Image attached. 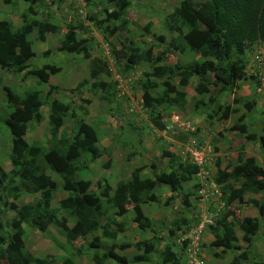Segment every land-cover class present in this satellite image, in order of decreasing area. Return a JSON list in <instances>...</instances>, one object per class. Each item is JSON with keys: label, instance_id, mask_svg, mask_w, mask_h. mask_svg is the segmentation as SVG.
I'll return each instance as SVG.
<instances>
[{"label": "rangeland", "instance_id": "rangeland-1", "mask_svg": "<svg viewBox=\"0 0 264 264\" xmlns=\"http://www.w3.org/2000/svg\"><path fill=\"white\" fill-rule=\"evenodd\" d=\"M181 1L128 0L129 6L122 13L121 21L107 17L104 10L109 9L108 13H112L113 9L109 8L106 0H38L34 4L30 3L31 0L27 3L18 0L17 4L21 9L19 6L7 9L14 13L25 12L30 22L50 20L55 25L57 23L55 35H48L47 43L49 48L56 46V53H60L51 65L59 66L62 71L48 84L38 85L34 79H28L30 83L21 80L7 84L9 89L6 93L37 91L43 102L40 108L43 117L24 135L27 144H35L44 151L50 147L49 144L59 147L58 140L63 132L76 130L82 123L89 124L97 134L96 146L102 153L93 162L90 161L89 155L82 154L80 160L87 168L77 173V177L89 184L87 188L90 192H97L98 195L102 194L103 190L114 191L115 186L119 182L128 181L137 168L142 169V178L152 177L153 174L149 170L151 163L156 166L157 172H169L173 167L169 166L168 158L162 156L164 151L173 154L177 164H186L192 161L190 151L199 150L203 152L206 164L205 174L197 178L192 177L183 183V194H172L169 188L161 187L153 192L155 203L141 205L130 200L126 207L127 214L121 218L116 217L115 210L100 197L103 206V216L100 220L102 224L108 223L109 229L118 233L115 240L103 237L101 231H98L91 237L79 238L69 243L57 226L51 227L42 237L31 227L28 220H24L22 228L26 254L33 258L45 259L49 264H62L67 259L71 260L72 264H96L94 256L99 259L112 246L129 244L126 249L115 251L121 256L124 255L126 263L139 264L140 256L133 246L135 243L154 240L155 252L152 258L157 257L156 253L166 246H172V249L175 247L176 251L178 247V252H182L179 245L187 241L183 244V249L191 246L192 238L189 236L194 235L186 232L203 225V232L196 239L198 247H193L198 249L193 253L205 249V258L210 255V262L207 264H228L236 260L246 248L237 223L243 218H259L260 223L264 224V214L260 217L250 204L252 200H263L264 191L256 193L253 186L237 178H230L222 185L216 184L220 173L232 172L239 160H244L246 156H253L264 170V158L259 146L246 140V135L264 137V44L250 46L241 57H237V61L246 64V69L239 77L237 86L228 92L219 93L218 88L212 85L208 94L198 95L195 88L199 81L193 77L188 79L186 87H181L179 84L184 76L177 74L179 64L192 68L207 62L213 68L206 74L211 80L216 69H224L226 66L225 62L218 59L216 53H209L208 49L194 52L184 47L183 52L169 51V44L174 39L179 40V34L170 29L168 15ZM191 1L202 3L207 0ZM70 35H73L76 44H79L75 53L66 50L71 45V42L66 40ZM160 35L165 38L163 44L157 40ZM31 36L35 39V33ZM28 39L30 40L29 36ZM60 48L63 51H60ZM148 49L150 62L140 61L135 67L129 65L127 57L114 58V52H132L141 56L148 52ZM257 54L261 57V64L255 59ZM93 59L100 60V66L105 71L97 80L89 77L90 61ZM155 67L165 70L164 77L153 75ZM255 73L257 76H253ZM5 76L3 80L6 83L12 76ZM241 80L249 83V86L244 88L239 85ZM143 86L147 87L154 101L162 100L149 110L142 106L145 90ZM50 87L55 90L48 95ZM168 87H174L178 92L185 94L182 109L168 107L164 102L163 97ZM71 97L75 102L73 117H65L64 126L59 133L56 136L51 135L48 124L49 103L52 99H57L68 104ZM85 100L87 104L83 102ZM3 107L8 108V103H4ZM227 107L231 112L229 118L219 121ZM209 114L212 117H209ZM173 116H177L179 120L175 121L173 118L171 121ZM236 126L239 129H234ZM241 128L243 130H240ZM10 149V135L0 122V166L7 172L10 170ZM200 156L202 157V154ZM52 178L58 185L52 197L51 207L57 218L65 220L70 228L75 222L74 218L59 207L60 201L67 195L62 191L59 176L53 174ZM4 184L19 190V198L16 200L10 198L6 201L5 194L0 195V222L4 232L12 233L10 221L16 217V213L11 211L8 205L13 203L19 207L34 206L39 200V194L34 192L32 186L18 179L6 180ZM237 191L242 192L243 203L235 201L227 205L228 198ZM184 195H188L190 201L192 200L191 207L187 210L190 213L189 228L180 227L172 231L174 213L182 209ZM203 196L204 202L201 201ZM228 212L233 213L228 220L238 233L239 241L235 246H239L240 250L235 254L222 255L221 258L212 257L215 249L210 247L214 240L210 228L215 226L218 218ZM136 216H139L138 221L134 219ZM141 223L150 225L141 229ZM263 238L262 225L252 249L256 261L264 260ZM95 239V247L90 248ZM78 248L85 253L79 254ZM219 252L220 250L217 251ZM184 254L185 257H180L181 264H186L189 259L186 250ZM1 263L3 264V261ZM103 264L116 263L107 260Z\"/></svg>", "mask_w": 264, "mask_h": 264}, {"label": "trees", "instance_id": "trees-1", "mask_svg": "<svg viewBox=\"0 0 264 264\" xmlns=\"http://www.w3.org/2000/svg\"><path fill=\"white\" fill-rule=\"evenodd\" d=\"M18 0H3V3L13 8L17 6ZM20 1V0H19ZM27 3L30 0H22ZM38 0H31V4L37 3ZM109 8L105 9L107 17L111 20L121 21L125 9L128 6L127 0H106ZM7 11V12H6ZM3 12L0 20V93L4 96L5 88L3 80L6 74H10L9 80L17 81L14 77L16 73H22L30 65L33 58L31 52V42L28 36L35 33L39 41L44 42L48 35L56 30L51 28L46 22H36L28 20L26 13L23 11ZM24 13V14H23ZM19 17L21 25L17 29L11 18ZM168 21L171 24L170 29L177 31L179 40L174 39L169 44V51L183 52L184 47L194 52L206 51L216 53L218 59L226 63L224 69H216L213 80L208 79L206 74L213 68L209 63L204 62L200 66L186 68L182 65L177 66V74L184 76L180 81L181 87L187 86L189 78H197L199 83L195 88L198 95L209 93V87L215 86L219 93L228 92L237 85V79L244 74L246 64L237 61L243 53L256 44H264V0H207L202 3H195L191 0H182L169 15ZM98 25H101L98 23ZM144 29V28H143ZM145 30V29H144ZM116 30H114L115 32ZM66 40L71 45L66 49L69 53H75L78 45L73 35L67 36ZM157 40L163 44L165 38L158 36ZM141 56L134 53L114 52V58L127 57L131 67H135L140 61L150 62V49ZM60 51L63 49L60 48ZM66 52V51H65ZM101 61L93 59L90 61L89 77L97 80L105 73L100 66ZM164 69L154 68L156 77H164ZM60 72L59 68L54 66H43L41 69L35 68L25 73V76H32L37 84H48L49 78ZM166 86L167 83L163 82ZM154 85V84H152ZM259 85V84H257ZM259 87V86H258ZM142 95V106L151 109L153 105L159 104L162 100L154 101L149 94L147 87ZM8 90V88H7ZM55 88L50 87L51 95ZM52 91V92H51ZM74 93H76L74 91ZM73 93V94H74ZM7 103L9 105L7 115H0V122L6 128L11 137V149L9 152L10 170L4 171L0 166V195L5 194L6 201L19 198L17 188L6 187L4 181L18 179L25 184L32 186L34 192L39 194V200L34 206L25 205L17 206L13 203L7 204L11 211L16 213V217L10 221L12 233H6L0 222V264H49L47 260L33 258L24 251L23 228L24 220H28L31 227L36 229L40 236L44 235L53 226H57L63 233L64 238L69 242H75L79 238L93 236L94 233L101 231V235L107 239L115 240L117 232L109 229V224L101 222L103 216V206L101 198L105 199L106 204L115 210V215L121 218L127 214V205L130 200L136 204L147 205L156 202L154 190L161 187L170 189L172 194H183V183L189 181L197 175L198 167L190 163L177 164L176 157L167 151L162 153L164 158H168L169 166L173 167L169 172H157L154 164H149V170L152 177L142 178L141 168L135 169L128 181L119 182L114 191L103 190L102 194L90 192L87 188L89 185L77 177V173L87 168V165L81 162L82 154L90 156V161L96 160L102 151L97 148V134L95 130L87 123H82L76 130L63 132L58 140V146L49 144L45 151L35 145L27 144L24 135L33 124L39 123L42 116L39 109L43 102L40 100L37 91L24 92L22 96L16 93H7ZM164 102L168 107L183 108L185 94L178 92L174 87H168L164 95ZM162 98V99H163ZM64 104L57 99H52L49 103L48 121L51 135H57L59 130L64 126V118L70 115L73 117L74 98ZM212 101V100H210ZM87 104V100L83 101ZM5 101H0V107H3ZM230 110L227 107L219 121L227 120L230 116ZM264 115V114H263ZM209 117H212L209 114ZM160 128H163L160 126ZM234 129H239L236 126ZM240 130H243L242 128ZM62 131V130H61ZM246 140L255 142L264 158V137L257 135H246ZM59 176L62 191L66 197L59 203V207L68 216L74 218L75 222L72 227H68L65 220H59L55 211L51 207L53 194L57 191V185L52 175ZM230 178L243 180L245 183L254 187L256 193L264 191V170L257 164L253 156H246L244 160H239L238 165L230 173H220L216 184L222 185ZM242 192H233L226 201L229 205L235 201L243 203ZM251 206L256 209L259 216L264 214V199L252 200ZM182 209L174 213L172 231L180 227L189 228L190 219H187V210L191 207L188 195H184L181 204ZM139 213L138 211H136ZM233 213L228 212L226 215L218 218L214 227L210 228L213 236V242L210 247L215 249L212 257H220L225 254H235L240 250L235 246L239 238L233 224L228 220ZM139 216L134 217L138 221ZM234 220V219H233ZM140 221V220H139ZM150 224H140L139 228H148ZM259 218H243L237 223V228L242 233L241 240L246 244L242 254L237 256L236 260L228 264H264V260L259 261L253 255L254 239L259 234L261 226ZM264 239V238H263ZM95 240L89 246L95 247ZM129 244L112 246L108 252H104L98 259L94 256L96 264H103L110 260L116 264H128L125 259L118 256L116 249L124 250ZM135 251L140 256L139 262L146 264H180L177 255L173 253L172 246H166L160 252L156 253L157 257L152 258L155 252L154 240L139 241L134 245ZM116 247V248H114ZM88 248V249H90ZM220 250L219 253L217 251ZM142 251V252H141ZM77 252L85 253L81 249ZM157 261H159L157 263ZM62 264H72L67 259Z\"/></svg>", "mask_w": 264, "mask_h": 264}, {"label": "clouds", "instance_id": "clouds-1", "mask_svg": "<svg viewBox=\"0 0 264 264\" xmlns=\"http://www.w3.org/2000/svg\"><path fill=\"white\" fill-rule=\"evenodd\" d=\"M128 1V0H127ZM0 5H1V7H0V20L2 19V14H3V12H5L6 10H7V6L8 5H5L4 3H3V0H0ZM17 6H19V5H17ZM128 6H129V3H128ZM128 6H127V8H128ZM20 7V9H21V6H19ZM126 8V9H127ZM125 9V10H126ZM46 23V22H45ZM49 24V23H48ZM54 24V23H53ZM55 25V24H54ZM138 25V24H137ZM49 26L51 27V28H53V29H57L56 28V26H54V27H52L50 24H49ZM139 26V25H138ZM168 27V26H167ZM56 32V31H55ZM55 32H54V35H55ZM52 34V33H51ZM163 36V35H162ZM164 37V36H163ZM29 38H30V42H31V52H32V54H33V56H34V58L35 59H31V61H30V65H28L25 69H24V71L22 72V73H16V74H14V77L17 79V81H21V80H25V82H29L30 83V81L27 79V78H29V79H34L32 76H28V77H26L25 76V73L26 72H29V71H31L32 69H35V68H38V69H41L42 67H38L37 66V63L35 62V61H40V62H42L43 64H44V66H46V65H49V66H54V67H56L57 65H51V63L52 62H54V60H56V57H57V55L58 54H60V53H56L57 52V49H56V46L55 47H48V43L46 42V40L44 41V42H41V41H39L38 40V38H36L35 37V39H32V36L31 35H29ZM46 42V43H45ZM43 44V46H45L46 47V49H44V50H46V51H42L41 52V55L40 54H38V50L36 51V50H34L33 51V47H32V45H36V44ZM45 43V44H44ZM49 52V53H48ZM52 54V55H51ZM56 54V55H55ZM36 55H38V57H36ZM258 55V54H257ZM255 56V59L258 61V63H260V61H262L261 60V57L258 55V56ZM261 64V63H260ZM60 69V72H61V68H59ZM59 72V73H60ZM245 72V71H244ZM58 74V73H57ZM253 76H257V74L255 73V74H253ZM35 80V79H34ZM237 80H239V78L237 79ZM262 81H263V86H264V75H263V79H262ZM10 83V81L9 80H6V83L4 84V85H7V84H9ZM240 83L241 84H239V85H243V86H249V83H244L242 80L240 81ZM37 84V83H36ZM39 85V84H38ZM41 85V84H40ZM237 86V85H236ZM239 87V86H238ZM7 88L9 89V87H8V85H7ZM7 88L5 89V91L3 92L4 93V96H3V94H1L0 93V101H5V103H7V93H6V91H7ZM24 92H28V90L27 91H24ZM24 92H20V96H22L23 95V93ZM7 111L8 112V108H1L0 107V111ZM39 112H40V114H41V111H40V109H39ZM50 113V112H49ZM7 115V114H6ZM42 116V115H41ZM43 117V116H42ZM173 118L175 119V121H178L179 119H178V117L177 116H173L171 119V121H173ZM48 124H49V121H48ZM34 125V124H33ZM29 130V129H28ZM10 146H11V137H10ZM8 162H9V159H8ZM190 164H191V162H190ZM196 166V165H195ZM9 167H10V163H9ZM3 169V168H2ZM4 170V169H3ZM206 170V169H205ZM5 171V170H4ZM198 173H199V167H198ZM198 173H197V175H195L194 177L195 178H197L198 177ZM116 189V186H115V188H114V190ZM68 226V225H67ZM244 243V242H243ZM191 258H189V260H190Z\"/></svg>", "mask_w": 264, "mask_h": 264}, {"label": "crops", "instance_id": "crops-1", "mask_svg": "<svg viewBox=\"0 0 264 264\" xmlns=\"http://www.w3.org/2000/svg\"><path fill=\"white\" fill-rule=\"evenodd\" d=\"M17 18H19V17H15V18H11V20L13 21V24H14V26L16 27L15 29H17L18 27H20V25L22 24L21 23V21H20V19H17ZM46 22L47 23H49L52 27H54V26H56L57 25V23H56V25H54L53 24V22L52 21H50V20H46ZM60 25V24H59ZM51 36H54V33H52V34H50ZM46 42H49V38H47V40H46ZM45 42V43H46ZM44 43V44H45ZM32 47H33V51L34 50H40V52L38 53V54H40L41 55V52L43 51H46V50H44V49H46V47L45 46H43V44H36L35 46L34 45H32ZM52 55V54H51ZM58 55H60V54H58ZM36 57H38V55H36ZM33 59H35L34 58V56H33ZM36 63H37V66L38 67H42V66H44V64L42 63V62H40V63H38L39 61L37 60V61H35ZM56 68H60L59 66H56ZM61 71H62V68H61ZM59 74V73H58ZM58 74H56V75H54V76H57ZM54 76H51L50 78H49V81H48V83L52 80V78L54 77ZM27 79H29V78H27ZM244 88L246 87V86H243ZM7 114V111H0V115L1 116H5ZM204 199H205V196H203V199L201 200V201H203L204 202ZM210 199V198H209ZM192 201V200H191ZM190 201V202H191ZM190 211V210H189ZM187 213V216L186 217H188L187 219H190L189 217H190V213L187 211L186 212ZM201 217H204V216H201ZM198 226V225H197ZM196 226V227H197ZM202 227H203V225H200V226H198L196 229L194 228L192 231H187L186 233L187 234H190V233H194V235H190L189 237H191L192 238V240H191V246H187L186 248H184L183 249V244H186L187 243V241H185V243H181V246L179 245V247H181L182 248V252H178V247H177V251H176V249H175V247L172 249V251H173V253H175V255H177V257H178V260H179V262H180V257L181 256H183V257H185L184 255V253H185V250H186V255L188 256V258H191L190 260L189 259H187L188 260V264H204V262H203V259L205 258V252H206V250L204 249V250H198L197 251V253H193L194 251H196L197 249L195 248V249H193V247H198V245H196V239L198 238V236H199V234L201 233L202 234V232H203V230H202ZM236 234H238L237 232H236ZM238 237V236H237ZM209 239H210V237H209ZM209 242H210V240H209ZM203 252V253H202ZM117 254H118V256H120L121 258H123L124 257V255L123 256H121L120 255V253L119 252H116ZM189 255H191V257L189 256ZM159 261H157V263H158ZM205 262H206V264L207 263H209L210 262V255L209 256H207L206 258H205ZM182 262H180V264H181ZM186 263V264H187ZM139 264H146V263H142V262H139Z\"/></svg>", "mask_w": 264, "mask_h": 264}, {"label": "built area", "instance_id": "built-area-1", "mask_svg": "<svg viewBox=\"0 0 264 264\" xmlns=\"http://www.w3.org/2000/svg\"><path fill=\"white\" fill-rule=\"evenodd\" d=\"M191 154V164L196 165L197 167H199V173H198V177H200L202 174H205V162L203 160V152H200L199 150H192L190 151ZM200 154H202V157L200 156Z\"/></svg>", "mask_w": 264, "mask_h": 264}]
</instances>
